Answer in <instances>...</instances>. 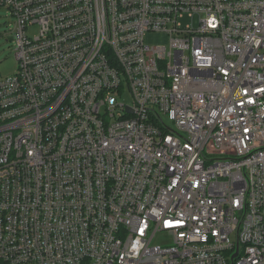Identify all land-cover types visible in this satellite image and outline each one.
<instances>
[{"label":"built area","instance_id":"obj_1","mask_svg":"<svg viewBox=\"0 0 264 264\" xmlns=\"http://www.w3.org/2000/svg\"><path fill=\"white\" fill-rule=\"evenodd\" d=\"M0 8V264H264V0Z\"/></svg>","mask_w":264,"mask_h":264},{"label":"rangeland","instance_id":"obj_2","mask_svg":"<svg viewBox=\"0 0 264 264\" xmlns=\"http://www.w3.org/2000/svg\"><path fill=\"white\" fill-rule=\"evenodd\" d=\"M14 29V20L10 17V13L5 8H0V78L11 76L17 70V61L13 51ZM38 30V27H32L28 29L27 35L35 37ZM144 43L168 49L169 37L162 33H146ZM130 100V96L126 93L118 97V102L126 105L130 104Z\"/></svg>","mask_w":264,"mask_h":264}]
</instances>
